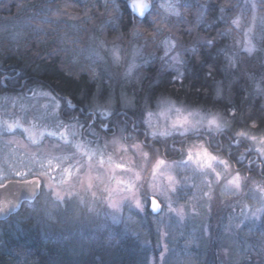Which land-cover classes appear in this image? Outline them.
Returning a JSON list of instances; mask_svg holds the SVG:
<instances>
[{
	"label": "trees",
	"instance_id": "trees-1",
	"mask_svg": "<svg viewBox=\"0 0 264 264\" xmlns=\"http://www.w3.org/2000/svg\"><path fill=\"white\" fill-rule=\"evenodd\" d=\"M65 2L69 5L66 11L76 18L53 17L54 22L58 20L55 28L40 31L42 26L34 22L37 14L49 8L64 9ZM179 2L191 5L181 6L179 17L167 14L153 2L151 14L143 21L121 6V20L111 23L115 17L111 8L104 6L105 0H0V22L27 23L31 27L24 38L15 42L0 37V99L31 95L30 89L41 88L63 97L62 113L68 108L65 98L85 109L97 86L87 70L86 56L92 38L98 37L107 46H119L124 57L133 48H139L148 61L136 73L137 83L129 89L137 100L136 107L124 110L121 105L116 106L122 113L120 120L124 117L129 123L139 124L142 119L139 101L148 95H167L192 107L215 104L216 109L224 111L225 105L234 106L237 122L228 136L253 121L257 127L250 130L264 135V91L256 89V85L264 89V58L260 53L243 55L236 69L226 67L225 50L231 51L230 44L241 38L232 22L241 14L243 0ZM201 7L206 11L203 20L197 23ZM261 8L264 9V4ZM169 37L176 40L177 50L185 53L182 85L173 80L176 71L163 67L161 60L160 42ZM68 38L78 41V46ZM209 39L214 40L212 47L206 45ZM191 48L197 51H187ZM233 49L238 51L239 47L234 45ZM218 82L227 90L220 99H216L215 92ZM143 139L142 135L137 137L138 141ZM181 139L154 142V147L166 161H179L183 156L177 149L194 142L188 138L182 144ZM217 142L220 147H211L209 151L225 158L235 171L264 182V164H252L249 168L247 163L241 166L236 162L241 155L246 161L258 159L249 140H241L239 147L231 146V140L225 136L213 140V144ZM156 158V154L149 153L152 163ZM146 167L144 179L148 178L151 165ZM41 199L42 195L33 204L26 203L15 215L13 221L20 218L18 232L7 229L13 221L1 228L0 264H143L145 252L139 240L123 225L114 224L106 210L97 207L95 221L83 230V225L71 227V222L62 220L59 213L51 219L46 217L40 210Z\"/></svg>",
	"mask_w": 264,
	"mask_h": 264
},
{
	"label": "rangeland",
	"instance_id": "rangeland-1",
	"mask_svg": "<svg viewBox=\"0 0 264 264\" xmlns=\"http://www.w3.org/2000/svg\"><path fill=\"white\" fill-rule=\"evenodd\" d=\"M153 2H157L161 7V5L166 6L168 0H152ZM252 2L253 0H243L242 12L237 17L240 20V27L236 28L240 32L241 38H237L235 44L231 43L230 48L232 50L234 45L237 47L243 45L245 39L248 38L245 33L248 32L252 16L255 15V27L248 35L257 46L255 53H260L264 58V45H262L264 26H262L261 19L264 18V9L261 8V0H255L257 5L255 9L250 6ZM161 8L169 14L165 7ZM30 29L31 27L27 23H13L5 20L0 22V37H8L12 42H15L24 38ZM100 41L102 40L98 37L92 38L87 51L88 55L89 50L95 49L104 58L95 66L96 71L100 74V78L95 79L97 83L95 93H105L104 96L111 93L114 98L115 109L117 105H121L124 110H127L121 103V94L126 93L129 97H133L134 95L129 92V89L134 83H137L138 77L136 74L135 79L125 80L123 76L125 61H130L134 50L140 49L135 47L124 57L119 46H107L104 43L105 47L100 48L98 47ZM113 47L119 50L122 57L121 64L118 66H113L110 63L111 54L109 50ZM137 60L142 63L139 57ZM88 62L90 63V61ZM21 97H29L28 100L23 101V104L27 106V121H35L38 126L43 124L48 131L56 130L55 120L57 119L64 124L69 123L61 118V103L55 115H49L43 107V105L49 104L47 98L32 99L29 94L0 99V106H3L0 107V115H22ZM152 122L154 125L157 124V118L153 117ZM68 133L69 138H71V129L68 130ZM115 134L119 135L118 132ZM250 134L256 135L258 139L264 136L255 134L252 130H250ZM99 135L102 143L103 139L110 140L113 133L107 137L103 134ZM250 142L254 150L257 147L264 148V145ZM122 143L128 147L127 151L110 146L107 152L111 155L113 162L126 163L135 171L141 172V180L137 182L136 191L141 203L144 204L145 210L143 212H140L135 204H130L128 200L124 199L130 193L124 190V185L117 184V180H126L130 173H122L119 169L113 173L108 171V166L105 165L104 168L94 167L90 176L85 175L83 169L79 174L73 172L71 179L62 178L58 171L51 173V176L56 177L55 180L51 179L49 175H42L39 164L31 159L33 155L39 159L42 153L51 151L55 155L65 156L70 155L74 149L65 146L58 137L47 135L44 136L39 145H33L19 129L13 134L0 135V183H3L5 177L9 176L20 180H39L43 187L40 210L44 211L45 216L49 218L50 215L53 218L59 213L62 220L71 222V227L83 225V230H87L89 223L95 221V209L101 207L106 210L109 219L114 224L123 225L139 240L145 252L143 264H264V213L257 214L256 217L252 216V213L261 207L262 197L258 191V186L264 187L263 181L241 173L242 177H247V182L242 186V192L235 195L230 194L225 185L230 174L234 173L235 170L228 162L230 168L227 172L223 171L222 168H217L223 179L219 184H213V198L209 201L203 196V193L208 190L205 177L195 174L190 168H175L171 170V175L180 180L181 184L173 193L167 188L168 173L163 167L160 171L164 175L158 174L155 181H153L151 169L148 178L144 179L147 167L141 171L142 157L133 153L130 147L133 142L127 143L125 141ZM216 156L226 160L220 155ZM76 158L78 157H74L73 160ZM179 161L167 162L172 164ZM29 167L32 169L31 172H29ZM14 170L26 172L27 176L23 178L15 176ZM61 179L66 180V182L62 183ZM153 183L157 185L155 189L150 186ZM48 184H52L55 190L61 194L72 193L71 201H67L66 197V206H57L52 192L47 187ZM181 187H184L185 190L180 191ZM146 193H155L162 206V215H154L151 212L150 200L145 201L144 199ZM113 202L119 205V211L110 206ZM168 203H171L175 209L183 206V217L180 218L175 213L168 212ZM245 205H247V209H245ZM69 207L71 211L68 210ZM242 210L247 212V217L241 215ZM215 212L217 215H214ZM19 219L13 221V225H6L8 226L7 229L13 233L18 232L21 228ZM237 224H240V227H236ZM162 233L166 235H162ZM165 245L167 251L164 252V258L161 260V252Z\"/></svg>",
	"mask_w": 264,
	"mask_h": 264
},
{
	"label": "snow or ice",
	"instance_id": "snow-or-ice-1",
	"mask_svg": "<svg viewBox=\"0 0 264 264\" xmlns=\"http://www.w3.org/2000/svg\"><path fill=\"white\" fill-rule=\"evenodd\" d=\"M261 4H264V0H261ZM68 3L65 2L64 9L56 8L53 10L49 8L47 12H40L37 14V18H34V22L42 27L39 29L43 31L44 28H55L57 21H53V17L69 16L72 19L76 17L71 16L66 9ZM105 7H110L112 13L114 14V21L111 23H116L121 20V6H123L130 14L135 18L143 21L148 15L151 14L153 8L152 0H105ZM183 6L185 8H190V4L181 5L179 0H168V3L161 5L165 7L166 11H169L170 15L180 16L179 8ZM251 8H256L255 0L251 3ZM206 11L204 7H201L197 16V23L203 20V13ZM223 11V9H221ZM42 17V18H40ZM262 19V26H264V18ZM256 16H252L251 24L248 27V32L245 33L246 38L243 45L239 47V50H225V60L227 62V69H236L237 65L243 55L252 56L257 51V46L253 40L248 35L251 33L255 27ZM233 25L236 28L240 27V20L237 18L233 20ZM157 34H159L157 30ZM225 33H221L224 35ZM69 42L74 43L78 46V41L68 38ZM61 42H64L62 38ZM239 44V42H237ZM214 44L213 39L206 41L208 47H212ZM160 46L163 50V56L161 60L163 61V67L173 68L176 71V75L173 80L183 84L184 72L181 70L185 64L186 60L184 58L185 53L177 50V42L172 38H166L160 42ZM98 47L104 48L105 44L103 41L99 42ZM83 51V50H82ZM111 54L110 63L113 66H118L121 64L122 57L119 50L113 47L109 50ZM187 51L195 53L197 49L191 48ZM137 57L140 58L142 63L138 62ZM86 59L90 61L87 65V70L92 79H99L100 74L96 71V64L102 61L104 58L100 56L99 52L95 49L89 50ZM148 61L143 58L141 50H134L132 54V59L130 61H125V71L123 76L126 81H130L136 78V73L143 66L144 63ZM211 75V73H209ZM258 91H264L260 89L259 85H256ZM226 89L222 87V83L218 82L215 88L216 99H220L225 93ZM31 98L36 99L37 97L47 98L49 104L43 105V107L48 111L49 115H55L56 110L60 107L59 99L54 96L51 92L43 91L41 88L30 89ZM103 97V98H102ZM29 97H21L20 107L22 115H0V135L3 134H13L19 129L23 134L26 135L27 139L33 145H39L43 140L44 136L58 137L59 140L64 142L65 146H70L74 149L70 155H55L51 151L44 152L37 159L35 155L31 157L33 162L38 163L41 169L42 175L51 176L52 172H60L61 177H67L71 179L73 172L79 174L81 170H84L85 175H89L94 167L104 168L107 165V170L115 172L119 169L122 173H130L127 179L117 180L118 185H124V190L130 193L129 196L124 197L128 200L130 204H135L140 212L145 210L144 204L141 203L137 195V182L141 180V172L135 171L126 163L113 162L112 157L108 154L107 150L111 146L116 149L128 150L125 146V141H133L130 145L133 153L139 157L141 160V171L148 165H151L152 178L153 181L156 180L158 174L161 173V168L165 169L168 173L167 188L170 192L175 193L177 191V186L181 184L180 180H177L173 175H171V170L175 168L181 169H192L195 174L205 177V183L208 186V190L203 193V196L208 198L209 201L213 198L212 187L213 184H219L223 179L221 172L217 168H222L223 171L227 172L230 165L227 160L221 159L220 157L214 155L209 149L211 147L219 148V142L213 144L219 136H225L231 140V146L239 147L241 140H250L254 143L264 145V136L259 139L256 135L250 134V129L256 128L257 124L255 121L251 125H246L235 131L232 136H228L233 125L237 122V109L231 105H225L224 111H220L213 107H192L173 99L167 95L153 96L148 95L139 101L140 111L142 114V119L139 124L135 121L129 123L127 119L120 120L121 112H118L114 107V98L109 93L104 96L103 93L97 92L88 98V105L85 109L80 110L81 115L87 116V120L81 121L80 117L73 114L72 112L66 113L70 116V121L68 124H64L58 119L55 120L56 130L48 131L47 127L43 124L37 125L35 121L26 120L27 106L23 104L24 100H28ZM66 103L69 108L75 110L76 105L73 104L70 98H65ZM15 103V102H14ZM121 103L125 109L135 107L137 100L136 98L129 97L126 93L121 94ZM154 104V108H153ZM3 107V106H0ZM135 115V113H132ZM126 116L127 114L124 113ZM157 118V124H153L152 118ZM123 125V127H121ZM111 126V127H110ZM39 129V130H38ZM71 129V138H69L68 130ZM99 129L101 132L109 133L113 132L111 139H103L101 143V137L96 131ZM127 131V134H126ZM118 132L119 135L115 133ZM142 135L144 139L138 141L137 137ZM180 137L181 143H186L188 138H192L194 142L188 145L186 148L177 149L181 151L183 159L178 163L173 162L169 164L165 159L161 158L159 155V149L154 147V142H167L170 138ZM147 149V150H146ZM258 154V159L253 161H246L243 155L237 157V164L243 166L245 163L251 168L252 164L257 166L264 164V148L257 147L254 150ZM152 152L156 154V160L154 163L149 159V153ZM74 157H78L73 160ZM72 161V162H69ZM62 165H66L63 166ZM28 167V165H25ZM15 171V170H14ZM32 169L29 167V172ZM15 176L26 177L27 173L23 171H15ZM11 181L12 177H5ZM51 179L55 180V176H51ZM61 182H66V180L61 179ZM247 182V177H242L239 170L230 174V178L227 179L225 188L230 194H239L242 192V186ZM18 184L27 185L24 191L27 193L23 199L33 201L38 195L37 189L40 186L39 180H28L21 179L12 185V188H16ZM153 189L157 187L155 183L150 185ZM47 187L52 192L55 204L57 206H66L67 201H71L72 193L61 194V192L55 190L52 184H48ZM91 187V184H89ZM0 188L8 189V185L5 183H0ZM184 187L180 188V191H184ZM258 191L261 193V207L257 208L252 216L256 217L257 214L264 213V187L258 186ZM67 197V201H66ZM145 201L150 200V208L153 213L163 214L161 210V203L156 198L155 193L145 194ZM23 200L19 197L18 193L15 198H8L5 196L3 200H0V215L8 216L13 212L19 210ZM113 209L119 211V205L116 203L110 204ZM247 209V205H245ZM71 211V208H68ZM168 212L175 213L178 217L182 218L184 215V208L181 206L179 209L172 207L171 203L167 204ZM194 210V209H193ZM210 210V205H209ZM241 215L247 217V212L242 210ZM51 219V216L49 215ZM236 227H240L237 224ZM162 235H166L162 233ZM167 251V246H163L161 252V260L164 258V252Z\"/></svg>",
	"mask_w": 264,
	"mask_h": 264
},
{
	"label": "water",
	"instance_id": "water-1",
	"mask_svg": "<svg viewBox=\"0 0 264 264\" xmlns=\"http://www.w3.org/2000/svg\"><path fill=\"white\" fill-rule=\"evenodd\" d=\"M153 4V3H152ZM153 9V8H152ZM152 11V10H151ZM17 181H11V182H8L7 185H8V189L9 190H6V189H2L0 188V200H3L5 198V196H7L8 198H15L16 194L18 193L19 197L23 200V202L21 203V206L19 208L18 211L16 212H13L11 215H8V216H4V215H0V221H5V220H8L9 218L17 215L23 208V205L25 203H29V204H33L35 203L38 198L40 197V194H41V191H42V186L40 184L39 188L37 189V192H38V195L36 196L35 200L33 201H29V200H26V199H23L24 196L27 195V193L24 191V189L26 187H28L27 185H24V184H18L17 187L14 189L12 188V185L13 184H16ZM151 210V208H150ZM161 210H162V206H161ZM152 212V211H151ZM153 213V212H152ZM154 215H158L157 213H153Z\"/></svg>",
	"mask_w": 264,
	"mask_h": 264
},
{
	"label": "flooded vegetation",
	"instance_id": "flooded-vegetation-1",
	"mask_svg": "<svg viewBox=\"0 0 264 264\" xmlns=\"http://www.w3.org/2000/svg\"><path fill=\"white\" fill-rule=\"evenodd\" d=\"M53 95H54V94H53ZM54 96H56V95H54ZM56 97L59 99V101H60V103H61V102H62L61 98H63V97H59V96H56ZM81 109H84V108H82V107H79V108H78V106H76V109L73 110V109H71V108L68 107L67 109L64 110V113L60 112V114H61V118H62L63 120H65V121L69 122L71 118H70V116L66 115V113H70V112H72L73 114L79 116L80 119H81V121L83 122V121L87 120V116H85V115H81V114H80V110H81ZM123 120H125L124 117H123ZM110 127H111V126H110ZM96 131H97L99 134H103V135L106 136V137H107V135H112V133H113V132H111V131H110L109 133H104V132H101L99 129H96ZM18 180H20V179H17V178H15V177H12V179H11V181H18ZM11 181H9L8 179H5L3 183L7 184L8 182H11ZM40 184H41V183H40ZM41 186H42V185H41ZM42 192H43V187H42V191H41L40 196L42 195ZM25 204H26V203H25ZM25 204H24V205H25ZM24 205H23V207H24ZM22 209H23V208H22ZM14 217H15V216L9 218L8 220L0 221V227H3V226H6V225H9V223H11V222L13 221V218H14Z\"/></svg>",
	"mask_w": 264,
	"mask_h": 264
}]
</instances>
